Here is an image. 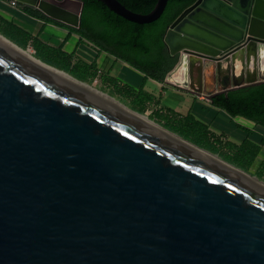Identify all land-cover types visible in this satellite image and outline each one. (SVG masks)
<instances>
[{"label":"water","instance_id":"water-1","mask_svg":"<svg viewBox=\"0 0 264 264\" xmlns=\"http://www.w3.org/2000/svg\"><path fill=\"white\" fill-rule=\"evenodd\" d=\"M17 1L80 26L81 1ZM163 42L210 100L264 82V0H192ZM0 264H264V192L0 48Z\"/></svg>","mask_w":264,"mask_h":264},{"label":"trees","instance_id":"trees-1","mask_svg":"<svg viewBox=\"0 0 264 264\" xmlns=\"http://www.w3.org/2000/svg\"><path fill=\"white\" fill-rule=\"evenodd\" d=\"M82 2L81 22L76 31L84 38L93 42L101 50L120 58L147 76L163 80L167 72L176 62L174 56L169 55L163 42V36L167 26L175 19L180 11L192 0H168L161 16L149 23H136L129 21L111 11L100 0H78ZM126 8L145 14L151 11L157 0H119ZM34 14V13H31ZM42 16V15H41ZM44 16V15H43ZM45 17V16H44ZM0 32L20 46H25L28 41L34 48L33 55L42 61L68 72L67 69L51 64L42 57L58 61L64 66L75 70L77 73L88 71L92 65L84 63L71 64L65 59V54L59 48L54 49L39 41L27 31L15 24L1 19ZM51 53L52 57L47 55ZM43 55V56H42ZM70 73V72H68ZM77 79V75L70 73ZM85 76V75H84ZM82 80V79H80ZM128 95H131L128 92ZM149 99L142 90V85L133 98ZM212 104L225 109L230 115H242L264 126V82L246 85L217 93L211 98ZM156 118L164 122V126L183 136L185 139L201 141L211 144L219 136L210 132L206 125L196 121L192 115L180 116L168 111L154 112ZM198 144V142H196ZM230 148L237 150L242 157L248 156L253 159L256 151L252 149V143L244 140L241 145L228 143ZM201 146L200 144H198ZM261 175H264V160L260 164Z\"/></svg>","mask_w":264,"mask_h":264},{"label":"crops","instance_id":"crops-1","mask_svg":"<svg viewBox=\"0 0 264 264\" xmlns=\"http://www.w3.org/2000/svg\"><path fill=\"white\" fill-rule=\"evenodd\" d=\"M2 1L16 9L15 22L18 24L16 26L27 30L39 41L45 36V40L41 42L51 48H59L62 53L70 57L71 64L84 63L103 69L112 83L111 87L120 90V93H124L130 99L136 96L142 85L143 92L149 95L144 105L149 103L155 111H168L180 116L190 114L223 140L236 144L248 140L252 144L261 145L264 138V126L242 115H230L225 109L212 104L203 93L191 91L165 78L159 81L147 76L129 63L101 50L93 42L82 37L76 31V27L47 17L37 9L34 14L29 15L21 5L12 6L10 0ZM65 8L75 13L79 10L75 6H65ZM50 31L55 32L56 36L51 37ZM206 82L208 86H211L212 78L207 76ZM128 92L131 95H128ZM141 105L143 104H138V106Z\"/></svg>","mask_w":264,"mask_h":264},{"label":"bare ground","instance_id":"bare-ground-1","mask_svg":"<svg viewBox=\"0 0 264 264\" xmlns=\"http://www.w3.org/2000/svg\"><path fill=\"white\" fill-rule=\"evenodd\" d=\"M0 48L9 52L11 55L22 60L26 64L36 68L37 70L47 74L49 77L61 82L62 84L75 89L83 94L91 97L95 101H98L107 107L118 111L120 114L136 121L138 124L148 128L157 135L163 137L164 139L171 141L181 148L192 154L198 159L206 161L208 163L217 166L225 172H228L233 177L246 182L251 187H254L262 192H264V180L259 179L258 177L251 175L250 173L244 171L243 169L225 161L219 155L212 153L200 146L188 141L187 139L179 136L178 134L166 129L159 123L155 122L153 119L149 118L147 114L137 112L114 96L110 95L107 92L99 90L95 86L90 85L89 83L75 78L70 73L49 65L37 57L33 56L31 53L20 47L18 44L4 36L0 33ZM181 69L174 72L171 80L181 82L183 76Z\"/></svg>","mask_w":264,"mask_h":264},{"label":"rangeland","instance_id":"rangeland-1","mask_svg":"<svg viewBox=\"0 0 264 264\" xmlns=\"http://www.w3.org/2000/svg\"><path fill=\"white\" fill-rule=\"evenodd\" d=\"M69 6H72V5H69ZM75 7L80 8V3H77ZM15 12H16V9L11 8L4 1L0 0V25H2L1 19H4L8 22H11L15 25H18L17 22H15L17 20L16 19L17 16L15 15ZM42 30H43V28H42ZM25 31H27V30H25ZM49 33H50L51 37L56 36V33L53 31H50ZM44 40H45V36L41 37V41H44ZM20 47H23V49H25L26 51H27V49H29L33 54L35 52L34 48L30 44V41H28L25 46H20ZM30 51H28V52L31 53ZM47 55L52 57L51 53H47ZM33 56H35V55H33ZM42 58H44L46 61L50 62L51 64L61 66L62 68L67 69L68 72H70V73L72 72L74 75H77L78 77H80V79H82L83 81L89 83L92 86H95L99 90H102L104 92L109 93L110 95L114 96L116 99H118L119 101H121L122 103H124L125 105L130 107L131 109H133L137 112H140V113L147 114L149 118L153 119L155 122H157L160 125H162L163 127H165L164 122L161 119L156 118V116L154 114L155 109L152 108V106H149V103L144 105V103L147 102L148 99H139V102H135L134 99H130L124 93H120V90H117L114 87H111L112 83L107 78V74H106V72L103 71V69L97 68L95 65H92L88 71L83 72V74L85 75L84 76V75H82L81 72L77 73L75 70L73 71L71 68L68 69V67L64 66L63 64L59 63L56 60H53V59H50L47 57H42ZM65 59L69 61L70 57L65 55ZM139 103H141L143 105L138 106ZM181 137H183V136H181ZM192 139L194 141H191L188 139L187 140L194 143V144H196V142H198V144L201 145L200 146L201 148H204V149H206L212 153L219 155L225 161L243 169L244 171L250 173L251 175L258 177L261 180H264V175H261V173H260V170L262 171V169L259 168L261 161L264 160V138L261 141V145L253 144L251 146L252 149L256 151L255 157L251 160H249L250 157H248V156L242 157L241 155H239V153L237 152L236 149L233 150L230 148V145L228 144L229 142H227L226 140H223L221 138L219 140L214 139L215 141L214 142L212 141L211 144L206 143L204 141H201L198 138H192ZM198 144H196V145H198Z\"/></svg>","mask_w":264,"mask_h":264},{"label":"flooded vegetation","instance_id":"flooded-vegetation-1","mask_svg":"<svg viewBox=\"0 0 264 264\" xmlns=\"http://www.w3.org/2000/svg\"><path fill=\"white\" fill-rule=\"evenodd\" d=\"M46 1H49V2H54V0H46ZM77 3H79L78 2V0H64L63 2H62V5L63 6H69V5H72V6H76V4ZM16 5H21L17 0H16ZM23 7V6H22ZM24 8V10H25V12L26 13H28L29 15H31V13H34L35 11H36V8L35 7H32V6H24L23 7ZM231 90V89H230ZM229 91V90H228ZM228 91H226V92H228ZM225 92V93H226ZM221 93V92H220ZM238 115V114H237ZM233 116H235V115H233ZM259 124V123H258ZM261 125V124H260ZM263 126V125H262ZM227 142H230V143H233L232 141H229V140H226ZM234 144H236V143H234ZM242 144V142L241 143H237L236 145H241Z\"/></svg>","mask_w":264,"mask_h":264},{"label":"built area","instance_id":"built-area-1","mask_svg":"<svg viewBox=\"0 0 264 264\" xmlns=\"http://www.w3.org/2000/svg\"><path fill=\"white\" fill-rule=\"evenodd\" d=\"M10 5L15 6L16 5V0H10Z\"/></svg>","mask_w":264,"mask_h":264}]
</instances>
